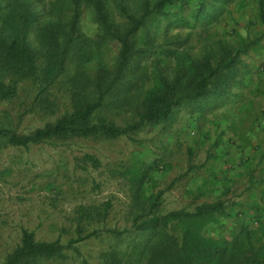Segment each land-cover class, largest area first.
<instances>
[{
    "label": "rangeland",
    "instance_id": "374dc122",
    "mask_svg": "<svg viewBox=\"0 0 264 264\" xmlns=\"http://www.w3.org/2000/svg\"><path fill=\"white\" fill-rule=\"evenodd\" d=\"M169 11V20L154 27L161 35L159 46L139 60L148 73L145 89L157 69L172 77L182 59L207 52L217 57L224 43L237 55L224 92L185 101L166 120L146 123L132 138L0 145V261L20 244L24 229L44 241L81 238L73 243L78 250H67L64 264H104L101 257L109 251L125 256L124 262L134 260L135 248L149 237L134 227L137 215L194 211L216 202L224 210L185 222L186 228L197 227L195 235L224 249L242 245L250 257L264 256V224L244 206L246 192L259 195L264 185L258 180L262 161L246 159L226 144L264 121V0H179ZM84 27L94 31L96 25L88 17ZM118 49L113 43L110 57ZM166 49H176L181 58H166ZM4 109L1 104L0 117ZM43 123L27 116L19 128L28 132ZM184 232L182 225L175 226V235L182 238Z\"/></svg>",
    "mask_w": 264,
    "mask_h": 264
},
{
    "label": "trees",
    "instance_id": "16d2710c",
    "mask_svg": "<svg viewBox=\"0 0 264 264\" xmlns=\"http://www.w3.org/2000/svg\"><path fill=\"white\" fill-rule=\"evenodd\" d=\"M178 1L0 0V105H5L0 145L30 148L74 137L132 138L146 123L166 120L185 101L222 94L237 64V55L224 43L217 57L207 52L200 58L182 59L172 77L157 69L150 89H145L148 73L139 60L159 46L161 35L154 27L169 20V8ZM88 17L96 25L94 31L84 27ZM113 43L119 49L110 57ZM163 51L166 58H181L176 49ZM27 116L44 123L21 131ZM118 117L124 124L117 123ZM87 157L97 162L95 156ZM222 210L224 204L216 202L203 203L194 211L139 214L134 227L148 231L149 237L135 248L136 259L124 262L125 256L109 251L101 260L104 264H264L258 252L250 257L242 245L224 249L204 235H195L192 229L197 227L186 228L185 222ZM181 225L182 238L174 233ZM79 240H38L32 230L24 229L20 244L0 264H64L67 250H78L73 243Z\"/></svg>",
    "mask_w": 264,
    "mask_h": 264
},
{
    "label": "crops",
    "instance_id": "0c3cea01",
    "mask_svg": "<svg viewBox=\"0 0 264 264\" xmlns=\"http://www.w3.org/2000/svg\"><path fill=\"white\" fill-rule=\"evenodd\" d=\"M253 128H256L257 130H254V132H248L247 135L244 138L237 139H231L230 141L226 142L228 144V148L235 152L237 150L241 153L242 157L246 159L254 160H260L262 163H259V168L261 169L260 176H263L261 178H258L259 181H262L264 184V131H259L264 129V121H261L259 123H256V125L252 126ZM234 155V154H230ZM244 155V156H243ZM255 176V175H253ZM258 176V175H257ZM248 180H251V176L249 175ZM247 196L245 198L247 202H245L244 206L247 207V211L254 215H258V218L260 221L262 220V225L264 224V185H261L259 195H248V192H246ZM258 219V220H259ZM259 221V222H260Z\"/></svg>",
    "mask_w": 264,
    "mask_h": 264
}]
</instances>
